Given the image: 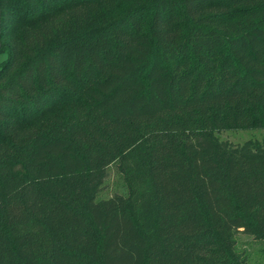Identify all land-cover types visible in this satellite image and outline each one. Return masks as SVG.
Instances as JSON below:
<instances>
[{
  "label": "trees",
  "instance_id": "1",
  "mask_svg": "<svg viewBox=\"0 0 264 264\" xmlns=\"http://www.w3.org/2000/svg\"><path fill=\"white\" fill-rule=\"evenodd\" d=\"M0 42V264H263L264 140L216 133L264 129V0H0Z\"/></svg>",
  "mask_w": 264,
  "mask_h": 264
},
{
  "label": "rangeland",
  "instance_id": "2",
  "mask_svg": "<svg viewBox=\"0 0 264 264\" xmlns=\"http://www.w3.org/2000/svg\"><path fill=\"white\" fill-rule=\"evenodd\" d=\"M8 55L7 51L0 50V62ZM221 140L229 141L232 144H240L247 139L264 140V129L246 128V129H226L216 133ZM108 173L103 182L100 196H108L115 190H120L123 186L122 177L115 166L111 164L108 167ZM237 247L249 254L252 261H261L264 264V243L255 239L251 234L238 230L235 232Z\"/></svg>",
  "mask_w": 264,
  "mask_h": 264
},
{
  "label": "water",
  "instance_id": "3",
  "mask_svg": "<svg viewBox=\"0 0 264 264\" xmlns=\"http://www.w3.org/2000/svg\"><path fill=\"white\" fill-rule=\"evenodd\" d=\"M0 46H1V42H0Z\"/></svg>",
  "mask_w": 264,
  "mask_h": 264
}]
</instances>
